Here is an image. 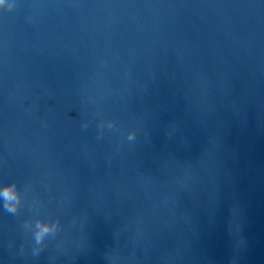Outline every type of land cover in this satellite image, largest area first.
Wrapping results in <instances>:
<instances>
[{"label": "water", "instance_id": "obj_1", "mask_svg": "<svg viewBox=\"0 0 264 264\" xmlns=\"http://www.w3.org/2000/svg\"><path fill=\"white\" fill-rule=\"evenodd\" d=\"M9 186L0 264H264V0H0Z\"/></svg>", "mask_w": 264, "mask_h": 264}, {"label": "clouds", "instance_id": "obj_2", "mask_svg": "<svg viewBox=\"0 0 264 264\" xmlns=\"http://www.w3.org/2000/svg\"><path fill=\"white\" fill-rule=\"evenodd\" d=\"M0 195H3L7 201V205L10 210L15 211L18 207L19 202V193L17 192L15 186H9L3 189V192L0 193ZM38 232H37V240H43L44 237L51 231L55 229L54 225L51 224H45L43 222H40L37 225Z\"/></svg>", "mask_w": 264, "mask_h": 264}]
</instances>
